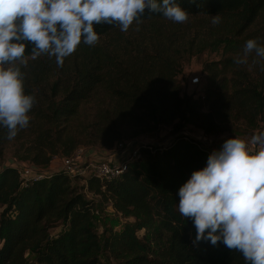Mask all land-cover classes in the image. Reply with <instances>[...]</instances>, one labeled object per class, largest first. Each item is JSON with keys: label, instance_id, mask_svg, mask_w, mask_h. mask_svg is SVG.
<instances>
[{"label": "trees", "instance_id": "trees-1", "mask_svg": "<svg viewBox=\"0 0 264 264\" xmlns=\"http://www.w3.org/2000/svg\"><path fill=\"white\" fill-rule=\"evenodd\" d=\"M174 2L188 18L219 14L220 22L199 23L189 35L188 28L164 27L171 20L145 9L142 28L132 37L118 23L96 24L97 43L82 39L60 67L46 53L33 59L32 45L25 42L28 63H15L35 102L28 126L13 137L25 143L24 160L46 167L53 156L70 155L83 144L112 148L122 138L117 126L127 122L142 132L173 125L178 135L166 146L140 145L138 156L112 179L62 171L27 179L14 162L0 165V264H247L239 251L222 243L195 240L191 219L179 213L177 193L213 151L182 131L187 124L207 133L221 123L264 124V60L249 58L241 65L233 60L253 36L247 32L264 12V0ZM221 46L232 55L203 63L208 78L203 95L183 92L178 75L185 52L193 56ZM92 100L98 108L88 127L79 119ZM7 133L0 127V153L10 140ZM86 191L127 219L121 229L106 227L101 235L95 230L97 201ZM60 225L63 231L51 236Z\"/></svg>", "mask_w": 264, "mask_h": 264}, {"label": "clouds", "instance_id": "clouds-1", "mask_svg": "<svg viewBox=\"0 0 264 264\" xmlns=\"http://www.w3.org/2000/svg\"><path fill=\"white\" fill-rule=\"evenodd\" d=\"M145 9L177 23L188 18L174 0H0V127L7 128L8 139L28 126L35 102L15 63H25V42L32 45L33 59L46 53L60 67L82 39L97 43L94 25L118 23L125 32L134 20L140 23ZM219 22V14L213 15L211 23ZM258 40L247 39L234 63L247 64L252 54L264 60ZM177 195L179 213L191 219L196 241L222 243L239 251L247 264H264V130L247 140L235 135L224 140Z\"/></svg>", "mask_w": 264, "mask_h": 264}, {"label": "rangeland", "instance_id": "rangeland-1", "mask_svg": "<svg viewBox=\"0 0 264 264\" xmlns=\"http://www.w3.org/2000/svg\"><path fill=\"white\" fill-rule=\"evenodd\" d=\"M208 20L211 21V19ZM208 20H203L199 17H189L186 21L181 23L166 21L163 26L170 28L172 26H178L183 29L188 28V33L189 35H191L196 30L195 26H197L199 23L205 24ZM141 28L142 24L129 26L128 30L124 33H126L127 36L136 34L138 31H140ZM248 33H251V35H253L251 37H258V43L264 45V12L256 21V23L249 29V32H247V34ZM231 55L232 52L230 51V49L223 46L219 47L216 50L207 49L203 53L195 54L193 56H189L188 52H185L182 71L178 75V80L182 86L183 92L193 94L196 97L203 95V88L208 82L207 75L202 72L203 63L207 61H218L226 56ZM249 58L251 59V62H258L259 60H261L260 58L255 57L254 54L250 55ZM26 63H28L27 60L24 64ZM194 76H199L203 80L200 86H193L190 84V78ZM37 94L38 95L36 97L40 99L48 97L51 93L49 92L47 95L46 93H44L46 96L40 95L39 93ZM103 98V106L106 108L108 107V98ZM96 102L97 101L92 100L83 105L81 117L79 119V121H81V124H87L88 127H91L98 108V103ZM44 105L45 104L43 103V107H45ZM117 127H120L122 130V138L119 141L115 142L112 148L102 147L99 143L83 144L81 146L85 147L88 150H92L93 152L103 151L108 153V155L110 154L112 156H119L118 158L113 157V161L120 163L124 160V157H127L128 153L132 150L133 147L138 148L142 144L166 146L170 144L178 135V133H176V131L174 130L173 125H162L155 130L147 132H142L141 130L143 128L141 126H137L132 122L122 123ZM260 128H264L263 123H260L256 128H248L244 125H241L240 123L232 124L229 122L219 124V126L214 131L208 133L205 132V130H203L202 128L195 127L190 124H187L182 131H184L190 138L199 140L205 148L210 150L212 148H215L216 143H222L224 140L234 135L240 138L248 139L255 130ZM117 143H123L126 148L124 150H119L118 148H116ZM27 145L30 144L27 142ZM24 146L25 143L23 139H10L6 144H4L3 149L0 153V165L7 162H24V166H26L27 170V175L25 177H28L33 173L49 174L50 172L54 171V168L51 166V164L46 167L38 166L30 160H24L21 157L26 153ZM82 184L83 181H78V185ZM85 195L87 198H93L97 201L96 211L93 216V226L100 235L106 227H112L113 229H121L123 227L127 219L116 212L109 203L101 201L98 196L93 195L92 193H89L87 191ZM63 229L64 227L62 225L52 228L50 230L51 236L60 234Z\"/></svg>", "mask_w": 264, "mask_h": 264}, {"label": "built area", "instance_id": "built-area-1", "mask_svg": "<svg viewBox=\"0 0 264 264\" xmlns=\"http://www.w3.org/2000/svg\"><path fill=\"white\" fill-rule=\"evenodd\" d=\"M202 82L203 80L199 76L190 78L191 85L198 86L201 85ZM260 130H264V128H260ZM222 143H216L215 148L210 150L219 149ZM253 147L255 148V145H253ZM116 148L124 150L126 147L123 143H117ZM137 156L138 148L133 147L127 157L120 163L111 160H98L96 157L88 154V149L83 146H78L70 155L53 156L50 164L57 166V171H62L70 177L94 175L101 180H105L115 178L123 173L127 166V160L131 161ZM12 165L17 168L23 177L27 175L24 162L12 163ZM47 175L48 174L44 173H33L28 177H30V179H40ZM28 177L25 178L29 179Z\"/></svg>", "mask_w": 264, "mask_h": 264}, {"label": "crops", "instance_id": "crops-1", "mask_svg": "<svg viewBox=\"0 0 264 264\" xmlns=\"http://www.w3.org/2000/svg\"><path fill=\"white\" fill-rule=\"evenodd\" d=\"M88 154L89 155H92V156H94V157H96V158H98V159H103V160H111V161H113V157H115V158H118L119 156H112V155H108V153H106V152H103V151H92V150H88ZM112 156V157H111ZM123 156V155H122ZM124 158H126V157H124ZM51 166L54 168V171H57V166H54V165H52L51 164ZM29 179H30V177H28Z\"/></svg>", "mask_w": 264, "mask_h": 264}]
</instances>
